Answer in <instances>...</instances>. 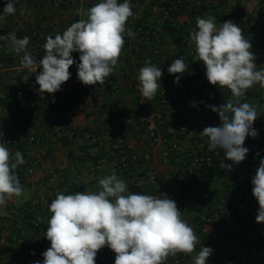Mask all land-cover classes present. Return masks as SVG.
<instances>
[{"label":"crops","instance_id":"obj_1","mask_svg":"<svg viewBox=\"0 0 264 264\" xmlns=\"http://www.w3.org/2000/svg\"><path fill=\"white\" fill-rule=\"evenodd\" d=\"M205 1V0H201ZM99 0H75L79 9V19ZM123 2V0H119ZM157 0H139L136 9L137 20L146 25H153L155 12L152 5ZM3 7L6 0H1ZM0 13H2L0 11ZM176 20L181 17L191 19V25H182L175 21L169 27H159L149 32L150 44L143 43L141 36L136 33L135 38L125 36V45L116 70L107 79L119 85L117 91L105 90L95 86H85L77 79V68L70 67L71 77L77 82L78 90H86L88 96L81 100V109L71 110H44L27 111L22 121H6L0 117V125L13 129L18 135L25 136L33 131L43 135L47 151L45 159L35 167L34 173L25 176L22 186H27L30 195L26 198L13 197L7 206H0V245L4 248L2 264H36L40 251L50 247V241L44 237L48 227L49 197L58 192L74 194L77 191H98L100 178L112 174L111 161L114 159L111 144L123 137L127 143L124 157L127 160L126 170L115 172L128 185V191L135 193L131 187L132 180L148 176L169 178L173 184L180 186V193L184 194L193 175L204 174V188L209 192V198L191 197L196 209L191 210L175 199L182 218L193 228L200 231L204 227L201 216L208 208L229 207L236 208L235 200L239 194L231 189L232 173L227 169L206 166L201 162H193L191 157L202 155L208 151L207 138H201L200 132L206 127L201 126V118H207V110L200 108L198 96L205 92L214 102L223 104L231 98L227 88L211 85L205 76V68L199 69L200 62L195 60V45L191 43L190 33L196 30V18H205L208 15L216 17L217 26L231 20L243 29L244 35L250 39L251 51L256 57L257 69L264 68V0H213L211 11H205L203 5H194L191 0L180 4L175 11ZM55 18L59 23L60 34L68 27L49 0H17L16 13L0 20V31L21 28L23 19L36 23L40 18ZM182 19V18H181ZM154 27V26H153ZM156 49V51H154ZM3 59L0 61V72L4 77L12 80V68L21 64L23 53L17 55L9 47L1 46ZM73 58L76 57L72 53ZM13 57V58H12ZM183 57L189 64V71L174 83L176 77L169 74L167 69L176 58ZM150 59L153 64L162 69L161 87L152 101H145L151 112L161 111L171 116V121H160L157 124L158 141L147 137L143 124L136 128L129 127L120 112V106L131 109L134 114L140 111L139 98H143L139 90L134 91L131 82L139 84V69L144 66L145 60ZM179 75V74H177ZM21 77L16 76L12 81L21 83ZM68 83L65 82L63 86ZM24 87L35 85L34 80H27ZM35 87H39L35 85ZM1 89V86H0ZM185 90V91H183ZM26 95V92H25ZM145 100V98H143ZM57 106L61 103L56 97ZM100 100V103H98ZM245 101L264 107V88L258 84L249 89ZM195 104V107H193ZM208 115V116H207ZM219 118V117H218ZM220 121V119H219ZM174 123L183 126L177 131ZM59 133H54V128ZM253 127L258 131V138L264 144V113L260 115ZM95 137L92 141L86 134ZM198 134V135H197ZM198 138V139H197ZM248 138L244 147L249 149ZM176 143L180 151H173L171 145ZM94 150V159L88 156V151ZM168 150L169 154L163 152ZM222 155L224 152L222 151ZM223 163L228 164L223 161ZM256 174V164H250L243 177L246 188L252 190L251 180ZM243 187V188H244ZM141 189L153 191V187L143 184ZM43 197L41 203H34V198ZM238 208V207H237ZM258 202L252 195L239 208L240 217L233 218L230 223H220L214 226L209 234V246L213 249L214 259L218 264H238L236 252L239 249V240L246 232L258 233L264 223L256 222ZM41 218L39 225L31 221ZM17 224L20 227H17ZM257 238L264 247V237ZM110 248L105 246L97 257L106 264V254ZM34 253V254H33ZM209 260V259H208ZM167 264H169L167 260ZM245 264H255L248 259Z\"/></svg>","mask_w":264,"mask_h":264},{"label":"clouds","instance_id":"obj_2","mask_svg":"<svg viewBox=\"0 0 264 264\" xmlns=\"http://www.w3.org/2000/svg\"><path fill=\"white\" fill-rule=\"evenodd\" d=\"M16 2L6 0L0 20L16 13ZM133 15L130 0H99L87 9L84 18L73 22L62 34L57 33L54 38L49 35L39 60L28 49V36L17 38L11 32L0 36V40L8 42L11 52L23 53L21 65L35 74L39 93L62 90L61 86L71 78L70 67L76 64L74 52L79 53L78 81L85 86L103 85L118 67L125 36H136L127 27ZM190 40L195 45L194 61L202 63L208 82L231 92V98L219 107L206 105L218 114L221 123L205 127L199 134L207 138L209 151L222 150L227 160L239 164L249 152L244 147L245 140L258 136L253 125L264 113V107L245 101L249 89L257 84L264 88V68L257 69L250 39L231 20L217 26L214 16L197 17ZM167 71L178 84L189 71V64L183 57L176 58ZM162 75L160 67L145 60L138 73V90L145 101L156 97ZM6 143L0 141V206L24 194L17 175L18 167L25 163L23 154L16 151L13 155ZM259 155L257 152L256 156ZM220 168L231 171L232 165L222 162ZM98 184L99 190L95 192L56 194L48 208L51 216L43 236L50 241V247L42 253L43 264H96L97 253L105 246L116 254L114 264H167L169 257L191 255L201 244L182 218L177 203L166 194L161 198L129 192L128 185L115 171L100 178ZM251 184L259 205L256 222L264 223V159L260 160ZM212 252L210 247L201 245L192 258L193 264H207Z\"/></svg>","mask_w":264,"mask_h":264},{"label":"built area","instance_id":"obj_3","mask_svg":"<svg viewBox=\"0 0 264 264\" xmlns=\"http://www.w3.org/2000/svg\"><path fill=\"white\" fill-rule=\"evenodd\" d=\"M52 6L56 9L57 15L61 16L65 24L69 27L73 22L79 20V9L75 5V0H49ZM187 0H157L156 3L152 5L153 11L156 13L154 18L153 25H146L145 23L137 20L136 16V7L139 4V0H130L132 5V10L134 15L129 18L127 22V27L134 29L141 36V39L144 44H150V36L149 32L157 29L159 27H168L172 26L176 20L175 11L178 9V6ZM189 1V0H188ZM194 5H203L205 11H211L213 0H191ZM3 4L0 0V11H3ZM182 18V19H181ZM178 23L182 25H191L192 21L189 18L181 17ZM22 26L19 28H12L10 30H1L0 36H5L8 33L14 32L17 35V38H23L24 36H28L30 38V43L28 45V49L30 53L37 59H41L44 55L43 45L46 42V38L51 35L54 36L57 33H60L59 23L55 18H45L42 17L36 23H31L26 19H23L20 23ZM154 26V27H153ZM5 46L8 47V42L0 40V47ZM156 51V49H154ZM76 64L79 63V53H76ZM13 58V57H12ZM3 59V55L0 51V61ZM76 64L74 67L77 68ZM199 69L203 70L204 66L202 64L199 65ZM12 80L16 76H20L21 83L15 84L10 77H4L0 72V117L2 120L6 121H22L25 117V113L27 111L35 110V109H44V110H71L73 108L81 109V100L88 96V92L86 90H78L77 82L72 77L68 80V83L65 86H61L62 90L58 91L54 94L48 93H39L37 89L39 87H24L25 79L34 80L35 74L32 73L31 70L23 68L22 65L15 66L12 68ZM40 69H37V73ZM97 87L101 88L103 91L105 90H113L117 91L119 85L113 82L110 79L105 80L103 85L97 83ZM130 87L134 91H138V84L135 82H131ZM185 91V90H183ZM26 92V95H25ZM60 97L61 103L57 106L56 97ZM53 99L55 103H53ZM198 104L200 108L203 110H207L209 116L207 118H201L199 127L208 126H219V116L217 113L211 111L209 107L206 105H216L219 107L221 104L214 102L211 98H209L205 92H202L198 96ZM100 103V100H98ZM139 107L140 111L138 114H134L130 108L127 106L121 105L120 112L125 120V123L131 127L136 128L139 125L143 124L146 130L147 137L152 141H158L159 135L157 132V124L160 121H171L172 118L169 115L162 113L161 111L151 112L147 103L143 98H139ZM257 120L254 122L256 123ZM177 131H182L184 129L183 126H180L177 123H174L173 126ZM0 141L2 139L6 141V146L13 153L16 151H20L23 154V158L25 163L20 165L17 169V175L19 181L21 183L22 179L25 176L32 175L34 173L35 167L39 165L46 157L47 151L44 145V139L42 134H37L33 131L27 133L24 137L18 135L13 129L5 128L3 125H0ZM54 133H59V128H54ZM198 135V134H197ZM90 140L94 141L95 137L89 133L86 134ZM198 139V138H197ZM249 152L242 162L239 164H233L232 161L227 160L224 155H222V150L217 152L206 151L202 153L201 156L199 154L193 155L191 157L193 162H201L206 168L210 167H219L223 161L232 165V179H231V189L234 193L239 194L238 198L235 200L237 204L236 208L232 209L227 206L216 208L215 206H211L208 208V211L201 216V221L204 225L200 231H194L201 244L196 246V250L191 255L185 254H177L175 257H169V264H193V256L200 250L202 246H209V234L213 231L215 225L220 223H230L233 218L240 217L241 211L240 207L244 204V201L251 198L252 190L250 188L244 187V175L247 171V168L250 164H256V170L259 166V162L261 159H264V144L261 143L258 136L256 138H252L249 136ZM112 152L114 155V159L110 164V171L117 172L120 169L126 170L127 160L124 157V153L127 149V143L125 142L123 137L116 138L111 144ZM173 151H180V147L178 144L173 143L171 145ZM259 152V156H256V153ZM164 155H168V150L163 152ZM88 156L92 159L96 157V152L94 150L88 151ZM143 184H147L152 186L153 191H145L141 189ZM131 187L134 189L135 193L141 194H149L164 197V194L168 196L170 199L180 198V201L183 205L188 207L191 210H195V205L191 202V197H199L202 199L209 198V192L204 188V174L196 173L191 178L188 187L184 190L185 193H180V186L173 184V182L169 178H157L153 175L148 176L146 180L142 178H136L132 180ZM244 187V188H243ZM56 195L53 194L49 197L48 201L51 203L53 199H55ZM44 201L43 197L34 198L33 202L38 204ZM8 205V202H7ZM6 205V206H7ZM238 207V208H237ZM51 216V214H50ZM49 216V218H50ZM48 218V220H49ZM41 218L37 217L33 219L31 222L35 225H39L41 222ZM17 227H20L17 224ZM1 234V231H0ZM257 234L259 237H264V226H261L258 233L254 234L253 232H246L242 234L239 240V249L236 252V256L238 258V264H245L248 259L255 264H264V247L260 244L259 239L257 238ZM48 248H43L40 251V255L38 261L40 264H43V256L42 253L46 251ZM4 251L0 245V264H2L4 258ZM115 253L109 249L106 254V264H114L115 261ZM214 254L208 258L207 264H218L214 259ZM102 261L96 257V264H101Z\"/></svg>","mask_w":264,"mask_h":264},{"label":"rangeland","instance_id":"obj_4","mask_svg":"<svg viewBox=\"0 0 264 264\" xmlns=\"http://www.w3.org/2000/svg\"><path fill=\"white\" fill-rule=\"evenodd\" d=\"M23 188H24V194L22 196H23V198H26V197H28L30 195V190H29V188L27 186H23Z\"/></svg>","mask_w":264,"mask_h":264},{"label":"trees","instance_id":"obj_5","mask_svg":"<svg viewBox=\"0 0 264 264\" xmlns=\"http://www.w3.org/2000/svg\"><path fill=\"white\" fill-rule=\"evenodd\" d=\"M169 28H170V30H171V32L173 31V27L172 26H168ZM3 251H4V248H3ZM254 263H256V262H254ZM5 264H8V263H5Z\"/></svg>","mask_w":264,"mask_h":264}]
</instances>
